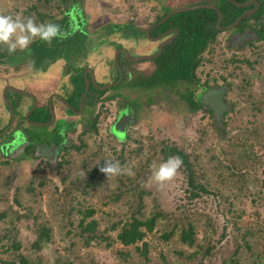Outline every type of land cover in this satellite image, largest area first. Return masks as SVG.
<instances>
[{
  "label": "rangeland",
  "instance_id": "obj_1",
  "mask_svg": "<svg viewBox=\"0 0 264 264\" xmlns=\"http://www.w3.org/2000/svg\"><path fill=\"white\" fill-rule=\"evenodd\" d=\"M67 1L0 0V13L22 12L41 23V15L47 21L64 17ZM204 1L214 0H83L84 28L91 46L99 45L88 55L91 65L101 73L117 44L130 46L127 33H111L112 26L143 27L163 15L164 6ZM245 29L250 34L241 42L236 41L237 28L220 33L197 69L201 85L224 88L219 115L209 107L190 113L178 98L167 101L158 95L150 103L135 101L138 94L127 86L112 93L133 101L100 104L95 131L73 132L71 145L52 166L25 157L1 165L0 264L22 255L33 264H264V13ZM29 63L12 68L0 63V78L26 74ZM154 67L143 61L131 70L150 74ZM4 84L0 81V87ZM127 108L134 120L119 137L126 138L122 142L110 125ZM164 146L184 151L196 183L206 190L193 195L196 189L184 164L163 187L151 180V166L165 160ZM105 160H118L135 175L125 171L107 177L100 171ZM89 210L94 214L87 219H97L102 237L87 244L79 225ZM159 212L162 217L142 242L124 246L117 241L122 220L133 214L145 220ZM189 225L194 228L192 246L181 241ZM42 229H49V240L38 249L34 244Z\"/></svg>",
  "mask_w": 264,
  "mask_h": 264
},
{
  "label": "flooded vegetation",
  "instance_id": "obj_2",
  "mask_svg": "<svg viewBox=\"0 0 264 264\" xmlns=\"http://www.w3.org/2000/svg\"><path fill=\"white\" fill-rule=\"evenodd\" d=\"M64 1L66 2V0ZM204 2L180 6L172 10L198 4L212 3L208 1ZM83 4V0L67 1V10L64 13V17L53 21L62 27L66 25L70 27L65 32L64 37H66V34H70L75 28L79 32V36L86 39L89 49H86L83 56H80L78 60L60 58L45 68L37 67V59L34 51L35 42L30 46V50L16 51L11 54L8 52L6 46L0 45V63L2 67L12 68L19 63L30 62V68L26 74L11 76L8 79L0 78V81L5 83L3 87L1 86L2 89L0 87V101H2L1 112L4 113L2 115L0 112V156L5 160L0 162V166L8 164L9 162H23V159H21L23 157L36 160L42 165L52 166V164L59 160V157L65 152L66 148L71 145L72 141L70 136L73 135V132H76L78 128H83L79 133H83L86 130L91 131V133L95 131L93 129V123L97 118V108L100 104L109 101H133L129 95L124 99H118V96L112 92L130 86V79L135 73L134 70H131L133 65L143 61H149L155 65L154 59L157 57L144 60H141V58L156 55L163 47L165 41L177 34V28L175 27L163 33L154 34V29L162 25L160 24L162 19L158 20L160 16L154 20L151 19L143 27L136 26L135 23H128L130 25L123 24L124 27L121 30H116L115 27L117 25H111V29L109 28L111 33H114V31L127 33V38H129L127 41L130 46L122 43L120 45L117 44V48L115 49V52L119 54L122 69L117 65V55L114 52L110 65H108L105 71L100 73L91 65L88 59L90 52L97 51L99 45L95 47L90 44V34L85 30L82 19V16L85 15ZM251 4H254V2ZM255 4L256 6L254 7L249 8L250 5L243 7L247 8L244 12L256 8L257 3ZM261 7L246 17L255 15L260 11ZM237 30L239 31L236 36L237 42L246 39L250 34L249 30L241 27ZM220 31L222 33L228 30L224 29ZM175 39L167 42L165 48ZM104 42L106 41H101L102 44ZM136 50L138 52L145 51V53H137ZM144 74L146 75V73ZM117 82L118 84H116ZM11 86L16 89L11 88ZM213 88L215 86L202 84L198 91L197 96H199V100L203 102L205 108L209 106L203 101L204 93ZM6 89L7 96L11 92L13 93L11 99L8 97L7 100L5 96L3 97ZM146 96L144 94L142 101L149 100L147 98L144 99ZM223 101H226L225 94ZM209 108L213 111L211 107ZM221 109H223V105ZM127 110V114L131 116V121L126 128V132L134 120L132 119L134 118L132 109L127 108ZM13 114L15 115L14 123L9 128ZM27 117L29 118L27 119ZM119 117L120 113L116 115L115 120L110 125L111 133L112 127ZM112 134L118 139L114 133Z\"/></svg>",
  "mask_w": 264,
  "mask_h": 264
},
{
  "label": "trees",
  "instance_id": "obj_3",
  "mask_svg": "<svg viewBox=\"0 0 264 264\" xmlns=\"http://www.w3.org/2000/svg\"><path fill=\"white\" fill-rule=\"evenodd\" d=\"M49 0H47L48 2ZM238 3H247L256 1L261 3V9L255 15L246 17L240 27L245 29V25L253 18H260L264 12V0H235ZM207 3V2H204ZM211 4L216 5L223 13L224 19L223 26H228L236 22L238 17L247 9L238 7L228 0H215ZM256 4H250L254 7ZM173 8L164 6V13L158 18L163 19ZM50 18H53L50 16ZM42 22H53L54 19L46 20L45 15L40 16ZM220 14L217 10L210 8H203L181 12L172 16L166 23L159 25L154 29V34L163 33L170 28L179 29L178 37L169 43L163 53L154 59L155 67L150 74H133L129 82V87L138 94L136 101H142L144 94L148 96V103L156 101L158 95L161 98H167V101H174L178 98V102L190 113H196L204 107L203 102L197 96L201 87L200 81L197 79V69L202 64L204 54L217 43L218 36L221 31L218 28V21ZM54 23V22H53ZM61 30L65 33L70 29L69 26H60ZM124 25H118L116 30H121ZM238 27V28H240ZM237 28V29H238ZM127 30V28H125ZM70 33V32H69ZM153 34V33H152ZM262 37L264 32L260 31ZM34 51L36 55V66L47 67L57 59L64 58L66 60H78L83 56L84 51L88 48L85 38L79 36V32L72 30L66 37L54 39L50 44L45 43L38 38L35 41ZM81 83V82H80ZM79 85V83H78ZM208 86V85H206ZM118 88V87H117ZM117 97V96H115ZM124 99V98H123ZM128 105V102H126ZM131 104V103H130ZM136 107L141 104H135ZM80 149V147H77ZM162 152L167 159L169 156L177 155L182 158L186 170L189 172V181L193 188L196 190L193 195H198L199 190H206L204 186L197 184L194 177V170L187 155L178 147L164 146ZM264 187V179L262 181ZM94 211H87L80 222L79 227L80 235H82L87 244L91 240L102 237L98 233V221L92 219L88 221L87 218L92 217ZM163 213L159 212L150 218L142 219L137 214H133L129 219L122 220V226L117 234V241L124 246L136 245L142 242L148 232H152L162 217ZM4 215L0 217L3 218ZM118 223L113 225L116 229ZM112 229V230H113ZM49 229H42L39 238L34 246L38 249L42 247V241L49 240ZM70 232V231H69ZM104 237V236H103ZM109 238V237H107ZM168 238V236H167ZM181 241L190 246L194 245V228L189 225V228H184L182 231ZM112 244V243H111ZM16 248H20L19 243H15ZM110 245V243H109ZM147 246V245H146ZM147 254V247H146ZM6 264H33L32 261L22 255L18 261L6 262ZM42 264V263H38Z\"/></svg>",
  "mask_w": 264,
  "mask_h": 264
},
{
  "label": "clouds",
  "instance_id": "obj_4",
  "mask_svg": "<svg viewBox=\"0 0 264 264\" xmlns=\"http://www.w3.org/2000/svg\"><path fill=\"white\" fill-rule=\"evenodd\" d=\"M64 36L59 24L38 23L33 16H25L22 12L0 13V45L6 46L10 54L17 50H30L37 38L50 44L54 39ZM182 164L183 160L179 156H169L158 165L153 164L151 180L163 187L177 176ZM100 171L107 177L120 175L125 171L128 175H135L131 168L125 169L118 160H105Z\"/></svg>",
  "mask_w": 264,
  "mask_h": 264
},
{
  "label": "water",
  "instance_id": "obj_5",
  "mask_svg": "<svg viewBox=\"0 0 264 264\" xmlns=\"http://www.w3.org/2000/svg\"><path fill=\"white\" fill-rule=\"evenodd\" d=\"M229 2L233 3L234 5L238 6V7H247L249 6L251 3H257V7L252 9V10H248L244 13H242L239 18L237 19V21L231 25H228L227 27H224L222 25V22H223V19H224V15L222 13V11L214 6V5H211V4H198V5H193V6H189V7H181V8H177V9H174L172 11H170L161 21H160V24H164L166 23L172 16H174L175 14H178V13H181V12H186V11H191V10H197V9H203V8H210V9H214V10H217L220 14V19H219V22H218V28L219 30H230V29H234L236 27H238L242 21L244 20V18L251 14V13H254L256 12L260 6H261V3L260 2H256V1H250V2H247V3H238L236 2L235 0H228ZM177 30V34L172 37V38H169L165 41L163 47L161 48V50L159 51V53H157L156 55H153V56H147V57H142L141 60H144V59H150V58H153V57H159L162 52L164 51V48H165V45L167 44V42L175 39L178 34H179V30ZM168 33V32H167ZM166 33V34H167ZM165 34V35H166ZM117 65L120 69L121 68V64H120V60H119V54H117ZM122 78H123V73H122ZM120 83V82H119ZM118 84V82L116 83ZM111 86V85H110ZM109 87V86H107ZM11 88L13 89H16L15 87L11 86ZM88 90V89H87ZM6 91L7 89L5 90V93H4V96L5 98L8 100V96L6 94ZM224 88L223 89H216V88H213L211 90H208L206 91L204 94V103L211 107L214 111L215 114L219 115L221 112H220V107L222 106V104H224V101H223V95H224ZM7 103H9V101H7ZM14 114H13V119H12V122L9 126V128L13 125L14 123ZM29 117H27L28 119ZM130 121H131V116H129L127 113H124V114H121L119 119L116 121V123L113 125L112 127V133H114L117 137H118V140L119 141H122L124 142L126 140V138L124 140H120L119 137L121 136H125L126 135V128L127 126L130 124ZM7 132V131H6Z\"/></svg>",
  "mask_w": 264,
  "mask_h": 264
}]
</instances>
